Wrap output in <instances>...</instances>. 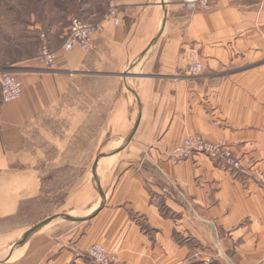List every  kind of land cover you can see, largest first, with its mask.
I'll return each mask as SVG.
<instances>
[{
	"label": "crops",
	"instance_id": "obj_1",
	"mask_svg": "<svg viewBox=\"0 0 264 264\" xmlns=\"http://www.w3.org/2000/svg\"><path fill=\"white\" fill-rule=\"evenodd\" d=\"M74 3V17L104 25L92 50L52 48L56 70L36 59L37 68L18 73L17 101L5 103L0 87V220L50 209L36 224L97 214L83 222L54 220L24 246L10 248L0 264H94L87 256L93 245L117 253L122 264H264L263 194L252 182L245 189L219 157L201 154L175 165L166 156L201 135L231 143L264 169V0H215L195 11L185 0ZM110 5L118 26L104 21ZM191 51L205 68L197 78L189 75ZM80 83L103 90L96 97L107 108L99 137L123 138L107 154L129 136L141 104L133 140L98 163L102 209L92 186L96 159H74L77 130L93 117L71 100ZM86 91L85 97L95 95ZM45 114L59 123L58 132L40 123ZM65 171L72 181L54 191L53 174Z\"/></svg>",
	"mask_w": 264,
	"mask_h": 264
},
{
	"label": "rangeland",
	"instance_id": "obj_2",
	"mask_svg": "<svg viewBox=\"0 0 264 264\" xmlns=\"http://www.w3.org/2000/svg\"><path fill=\"white\" fill-rule=\"evenodd\" d=\"M74 8V0H0V74H21L22 72L37 68L32 67L31 65H36L35 60L40 58V50L43 47L41 41L42 35L46 36V42L49 44L50 49L62 47L64 42L62 36L69 27L71 19L74 18ZM109 8H111V5ZM189 75L194 78L198 77L190 72ZM80 80L81 82L84 80L82 75L79 81ZM92 85H94V82ZM96 86H99V83H97L95 87L88 85V91L90 89V93L88 94L94 92L95 95H86L85 97L84 93L87 92V89L85 90L83 84L80 83V85L73 91V97H71L72 101L77 104H81L84 109L92 111L93 114L92 120L89 121L87 125L88 127L84 129L82 125L76 133V141L74 140L76 144L74 159L77 163L86 161L87 164L89 156H91L90 159L94 161L99 155L105 154L107 151L116 147L123 139L121 137H114L111 134L108 138L99 137L102 123L100 117L101 114H104L105 111H107V108L101 105L99 98H96L101 92H103V90ZM85 102L87 103V106L84 104ZM79 110L82 111L81 109ZM54 119L55 118L52 117V114H45L39 121L45 128L57 131V127L55 125H59V123ZM78 122L79 120L77 121V124ZM55 138L58 139V137ZM36 139L38 140L37 137ZM207 142L209 143L210 141L207 140ZM210 143L223 144L224 142ZM226 143L231 146L230 151L232 152V156H234L235 159L239 158L242 163V168L240 170L229 169L227 164L221 160L223 167L226 171H230L245 189H248L246 183L252 182L251 184L253 185V189H258L257 191H260V193L263 194L264 201V169L261 167L259 159L251 157L247 160L245 159L247 154L245 155V153L241 152V150L236 149V146H233L231 143ZM167 154L168 152L166 155ZM81 171L82 170H77L78 173ZM91 175L93 177L92 186L93 188H96L97 184L95 179H97V177L95 169L94 171L92 169ZM71 176L72 175L67 174L66 171L65 173H59V175L53 174V178L50 181L51 183L49 182L50 188L54 191L66 190L67 182L72 181ZM47 211L51 214L54 213V211L50 209L36 212L32 215L29 214L28 217L22 216L21 218L13 217L0 220V245H3L4 242L12 240V243L8 244L9 246L7 248H0V258H4L6 255L4 253H6L19 241L18 237L23 233V231L35 226L38 221L43 219V214ZM249 221L250 218H246L241 223V226ZM259 238V233L254 234L253 242L255 241V244L253 243V246L256 248L260 245ZM244 247H247V245L244 244L241 248ZM245 250L249 251L248 249ZM110 253L117 255L120 260V264H122L117 253ZM203 264H211V262Z\"/></svg>",
	"mask_w": 264,
	"mask_h": 264
},
{
	"label": "built area",
	"instance_id": "obj_3",
	"mask_svg": "<svg viewBox=\"0 0 264 264\" xmlns=\"http://www.w3.org/2000/svg\"><path fill=\"white\" fill-rule=\"evenodd\" d=\"M215 0H185V6L188 11L206 10L210 8ZM104 21L110 22L115 26L121 24V18L115 6L111 5L104 16ZM102 23L90 24L78 17H74L70 21L68 31L64 36L62 49L70 52L75 48H80L86 53H89L95 39L104 31ZM43 47L40 50L39 60L47 71H55L57 65L56 52L50 49L46 42V36H41ZM205 71L203 63H201L194 51L190 53L189 72L195 76H202ZM1 73V72H0ZM0 87L2 91V99L5 103L17 101L22 96L23 85L19 74L4 73L0 74ZM231 146L224 142L223 144L208 143L201 135L189 136L184 142L173 148L171 151H166L168 160L177 165L185 160L193 159L196 155H208L219 157L223 160L229 169L240 170L242 163L239 158H234L230 151ZM87 256L94 264H120L117 255L111 254L105 247L93 245L87 251Z\"/></svg>",
	"mask_w": 264,
	"mask_h": 264
},
{
	"label": "water",
	"instance_id": "obj_4",
	"mask_svg": "<svg viewBox=\"0 0 264 264\" xmlns=\"http://www.w3.org/2000/svg\"><path fill=\"white\" fill-rule=\"evenodd\" d=\"M153 44H154V42H153ZM152 45L150 46V48L152 47ZM133 93L136 95V97H138L135 92H133ZM139 110H140V112H139L138 120L136 121V124H135L133 130L131 131V133L129 134V136L124 140V142L122 143V145L120 146V148L118 150L114 151L113 153H110V154L105 153V154L99 155L96 158V160L94 161V163H93V166H92L93 171H94V169H96V167L98 165L97 164L98 162H100L103 159H106V158H109V157H112L114 155L119 154L133 140V138L135 136V133H136L138 127H139L140 121H141V104L140 103H139ZM95 181H96V184H97V187L99 189V193H100V196H101V199H102V205H101V207L99 209H102L105 206V203H106V195H105L104 190L101 187L100 180L97 178ZM96 214H97V212H95L92 216H89L87 218H74V217H71V216H68V215H57V216H54V217H49V218L45 219L44 221H42V222L36 224L35 226H33L28 231H26L24 233V235L21 237V239L11 249L17 250L18 248L24 246L27 243V241L35 233H37L38 231H40L41 229H43L44 227H46L47 225H49L50 223H52L54 220H56L58 218H61L63 220L70 221V222H83V221H86V220L91 219V217H93Z\"/></svg>",
	"mask_w": 264,
	"mask_h": 264
},
{
	"label": "bare ground",
	"instance_id": "obj_5",
	"mask_svg": "<svg viewBox=\"0 0 264 264\" xmlns=\"http://www.w3.org/2000/svg\"><path fill=\"white\" fill-rule=\"evenodd\" d=\"M98 163H99V162H98ZM98 163H97V164H98ZM97 167H98V165H97ZM97 167H96V169H95L96 171H97ZM74 218H76V217H74Z\"/></svg>",
	"mask_w": 264,
	"mask_h": 264
},
{
	"label": "trees",
	"instance_id": "obj_6",
	"mask_svg": "<svg viewBox=\"0 0 264 264\" xmlns=\"http://www.w3.org/2000/svg\"><path fill=\"white\" fill-rule=\"evenodd\" d=\"M62 198V197H61Z\"/></svg>",
	"mask_w": 264,
	"mask_h": 264
}]
</instances>
